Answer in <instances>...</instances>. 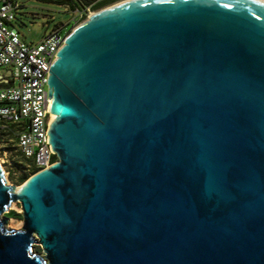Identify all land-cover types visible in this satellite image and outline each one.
Here are the masks:
<instances>
[{
	"label": "water",
	"instance_id": "1",
	"mask_svg": "<svg viewBox=\"0 0 264 264\" xmlns=\"http://www.w3.org/2000/svg\"><path fill=\"white\" fill-rule=\"evenodd\" d=\"M47 93L57 161L19 189L0 164V264H264L263 0L95 11Z\"/></svg>",
	"mask_w": 264,
	"mask_h": 264
},
{
	"label": "built area",
	"instance_id": "2",
	"mask_svg": "<svg viewBox=\"0 0 264 264\" xmlns=\"http://www.w3.org/2000/svg\"><path fill=\"white\" fill-rule=\"evenodd\" d=\"M20 6V0H0V68L5 69L0 73V122L17 127V146L37 172L57 161L46 140L52 116L50 65L73 28L95 11L92 4L77 7L69 22L54 24L38 42H27L13 23Z\"/></svg>",
	"mask_w": 264,
	"mask_h": 264
},
{
	"label": "rangeland",
	"instance_id": "3",
	"mask_svg": "<svg viewBox=\"0 0 264 264\" xmlns=\"http://www.w3.org/2000/svg\"><path fill=\"white\" fill-rule=\"evenodd\" d=\"M122 1L125 0H111L96 8L91 6L90 10L98 11ZM20 2L21 6L18 8L17 18L13 23L21 37L27 42H38L48 28L54 24L67 23L73 16L70 8L65 4L44 0H20ZM89 4L85 3V6ZM66 27L68 28L69 25ZM0 73H5V69L0 68ZM16 131L15 125L0 122V164L6 184L17 186L35 172L33 163L23 157L17 146ZM21 177H24V180L19 182ZM0 217L6 218L5 227L7 229L22 228V209L18 201L11 202L9 208ZM34 249L42 251L39 243L34 244Z\"/></svg>",
	"mask_w": 264,
	"mask_h": 264
},
{
	"label": "flooded vegetation",
	"instance_id": "4",
	"mask_svg": "<svg viewBox=\"0 0 264 264\" xmlns=\"http://www.w3.org/2000/svg\"><path fill=\"white\" fill-rule=\"evenodd\" d=\"M88 1H92L90 4H93L99 0H67L64 4L70 8L71 12H73L77 7L83 8Z\"/></svg>",
	"mask_w": 264,
	"mask_h": 264
},
{
	"label": "trees",
	"instance_id": "5",
	"mask_svg": "<svg viewBox=\"0 0 264 264\" xmlns=\"http://www.w3.org/2000/svg\"><path fill=\"white\" fill-rule=\"evenodd\" d=\"M44 1L58 3V4H64V3L67 2V0H44ZM108 1H111V0H99L96 3H93L92 7L96 8L97 6H100V5H102V4H104L105 2H108ZM91 2L92 1H88L87 3H91ZM23 180H24V177H21L19 179V182H22ZM12 214H15V213L12 212Z\"/></svg>",
	"mask_w": 264,
	"mask_h": 264
},
{
	"label": "bare ground",
	"instance_id": "6",
	"mask_svg": "<svg viewBox=\"0 0 264 264\" xmlns=\"http://www.w3.org/2000/svg\"><path fill=\"white\" fill-rule=\"evenodd\" d=\"M263 1H264V0H263ZM99 10H100V9H99ZM52 116H53V114H52ZM52 116H51V118H52ZM22 185H23V183L20 184V185H17V186H16V189H19Z\"/></svg>",
	"mask_w": 264,
	"mask_h": 264
}]
</instances>
